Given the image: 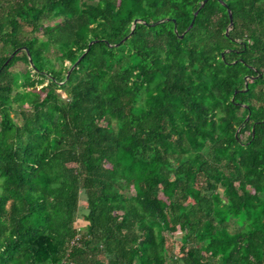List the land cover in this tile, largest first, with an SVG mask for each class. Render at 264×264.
<instances>
[{"label": "trees", "instance_id": "16d2710c", "mask_svg": "<svg viewBox=\"0 0 264 264\" xmlns=\"http://www.w3.org/2000/svg\"><path fill=\"white\" fill-rule=\"evenodd\" d=\"M201 1L0 0V264H264V0Z\"/></svg>", "mask_w": 264, "mask_h": 264}, {"label": "water", "instance_id": "95a60500", "mask_svg": "<svg viewBox=\"0 0 264 264\" xmlns=\"http://www.w3.org/2000/svg\"><path fill=\"white\" fill-rule=\"evenodd\" d=\"M206 0H202L201 2H200V4H199V7H201L202 6V4L205 2ZM196 14V11H194L193 12V16ZM227 15H228V25H227V27L225 28V30H224V34H227V31H228V29H229V27L231 26V24H232V21H231V15H230V13H229V11H227ZM161 20H158L157 22H160ZM136 22H138V20H136V19H134L132 22H131V27L136 23ZM191 25V22L189 23V25H188V27ZM187 27V28H188ZM130 32H131V30H130ZM129 32V33H130ZM128 37V35H126V36H124V38H122V40H124V39H126ZM121 40V41H122ZM90 43L91 42H89L88 43V46L90 45ZM29 60V59H28ZM77 61V60H76ZM76 61L68 68V72H69V70L76 64ZM29 62H30V60H29ZM244 79L246 80V77H244ZM244 86H245V81H244Z\"/></svg>", "mask_w": 264, "mask_h": 264}, {"label": "rangeland", "instance_id": "374dc122", "mask_svg": "<svg viewBox=\"0 0 264 264\" xmlns=\"http://www.w3.org/2000/svg\"><path fill=\"white\" fill-rule=\"evenodd\" d=\"M66 64V63H65ZM82 201V196L80 195V202Z\"/></svg>", "mask_w": 264, "mask_h": 264}]
</instances>
